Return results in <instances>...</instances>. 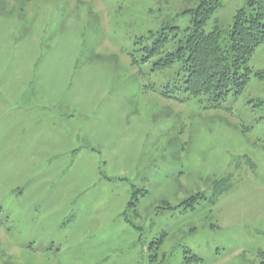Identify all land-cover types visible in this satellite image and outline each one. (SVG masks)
I'll use <instances>...</instances> for the list:
<instances>
[{
    "label": "rangeland",
    "instance_id": "1",
    "mask_svg": "<svg viewBox=\"0 0 264 264\" xmlns=\"http://www.w3.org/2000/svg\"><path fill=\"white\" fill-rule=\"evenodd\" d=\"M198 2L0 0V78L33 84L29 117L57 98L75 137L19 150L0 135V264H264V43L220 104L186 91L181 61L156 65L180 37L150 52ZM240 9L221 0L206 23L225 49Z\"/></svg>",
    "mask_w": 264,
    "mask_h": 264
},
{
    "label": "trees",
    "instance_id": "2",
    "mask_svg": "<svg viewBox=\"0 0 264 264\" xmlns=\"http://www.w3.org/2000/svg\"><path fill=\"white\" fill-rule=\"evenodd\" d=\"M220 6L221 0H199L195 7L184 10L192 16L191 27L180 29L170 26L171 30L178 31L175 30L172 36L168 32L160 33L154 47L150 48V52L160 54L169 40L180 37L176 49L156 65L164 67L181 61L184 63L186 91L191 96H209L217 104L232 91L241 94L245 90L251 73L247 63L257 47L264 43V0H249L251 11L240 9L237 12L229 31L230 49L223 47L220 29H205L206 23ZM138 200L134 194L128 208L136 209ZM196 200L197 197H192V202H188L187 206L194 209ZM193 259L199 260L197 256Z\"/></svg>",
    "mask_w": 264,
    "mask_h": 264
},
{
    "label": "crops",
    "instance_id": "3",
    "mask_svg": "<svg viewBox=\"0 0 264 264\" xmlns=\"http://www.w3.org/2000/svg\"><path fill=\"white\" fill-rule=\"evenodd\" d=\"M4 72L0 71V74L2 75ZM8 74L10 76L0 78V86L4 91V96H0V135L17 137L15 146L18 148L15 149L19 150L35 149L42 145H48L49 142L67 148L74 146V135L70 138L68 129L63 130L60 126L58 112L60 106H58L57 98L47 99L48 103L55 104L54 110L51 107L44 108L45 105L41 106L43 110L47 111L44 114V119L35 118L36 114L29 117L28 107H39L41 99L20 95L29 87H33L30 82L23 81L24 73L15 71L8 72ZM52 120L54 123H51ZM24 137H27L28 140L24 141Z\"/></svg>",
    "mask_w": 264,
    "mask_h": 264
}]
</instances>
